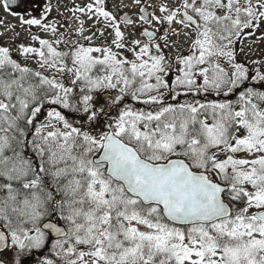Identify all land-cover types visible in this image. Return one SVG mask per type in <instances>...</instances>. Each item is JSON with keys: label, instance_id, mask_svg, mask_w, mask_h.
Wrapping results in <instances>:
<instances>
[{"label": "snow or ice", "instance_id": "6c2138e0", "mask_svg": "<svg viewBox=\"0 0 264 264\" xmlns=\"http://www.w3.org/2000/svg\"><path fill=\"white\" fill-rule=\"evenodd\" d=\"M0 13V264H264V0Z\"/></svg>", "mask_w": 264, "mask_h": 264}, {"label": "rangeland", "instance_id": "374dc122", "mask_svg": "<svg viewBox=\"0 0 264 264\" xmlns=\"http://www.w3.org/2000/svg\"><path fill=\"white\" fill-rule=\"evenodd\" d=\"M60 2H61V5L63 6L64 4H70L71 0H60ZM54 3H55V0H54ZM61 10H63V7L61 8ZM0 15H2V13H0Z\"/></svg>", "mask_w": 264, "mask_h": 264}]
</instances>
